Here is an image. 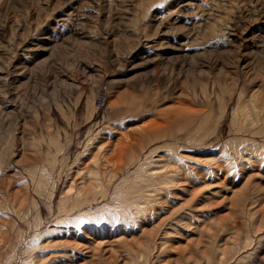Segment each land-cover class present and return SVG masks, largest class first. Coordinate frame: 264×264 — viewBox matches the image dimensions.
I'll return each mask as SVG.
<instances>
[{
  "label": "rangeland",
  "instance_id": "374dc122",
  "mask_svg": "<svg viewBox=\"0 0 264 264\" xmlns=\"http://www.w3.org/2000/svg\"><path fill=\"white\" fill-rule=\"evenodd\" d=\"M0 264H264V0H0Z\"/></svg>",
  "mask_w": 264,
  "mask_h": 264
},
{
  "label": "bare ground",
  "instance_id": "6f19581e",
  "mask_svg": "<svg viewBox=\"0 0 264 264\" xmlns=\"http://www.w3.org/2000/svg\"><path fill=\"white\" fill-rule=\"evenodd\" d=\"M221 21H224V20H221ZM225 21H226V18H225ZM156 169L157 170L154 171L150 167H147L144 169V174L141 177H138L131 183L126 184V186L123 189H120L122 185L117 186L118 188L117 193L125 200L124 209L128 210L130 207H132L134 210V215L136 217L141 214H149L147 212L149 210L147 201H150L149 195L151 194L154 195L157 192V189H156L157 187H154L155 184L156 183L157 184L169 183V182H172L171 180L174 178V176L172 174H169V172H164L162 165H159ZM161 190L165 192L164 189H159V193ZM81 209L82 208H79V211ZM84 218H85L84 215L79 216V218L77 219L78 223L80 224L84 223L83 222ZM123 220H129V219L123 218Z\"/></svg>",
  "mask_w": 264,
  "mask_h": 264
}]
</instances>
